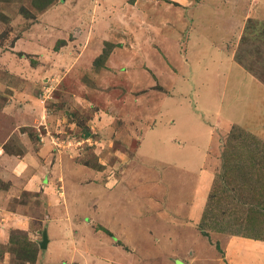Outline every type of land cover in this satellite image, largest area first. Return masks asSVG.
<instances>
[{
	"label": "rangeland",
	"instance_id": "obj_1",
	"mask_svg": "<svg viewBox=\"0 0 264 264\" xmlns=\"http://www.w3.org/2000/svg\"><path fill=\"white\" fill-rule=\"evenodd\" d=\"M94 1L0 0V264H180V159L196 144L214 177L195 226L226 264L227 239L264 237V0H195V70L180 69L188 37L156 34L180 32L192 2L116 0L102 34L64 22ZM175 122L189 142L165 148L172 166L136 157L144 132ZM165 141L147 132L149 150Z\"/></svg>",
	"mask_w": 264,
	"mask_h": 264
},
{
	"label": "crops",
	"instance_id": "obj_2",
	"mask_svg": "<svg viewBox=\"0 0 264 264\" xmlns=\"http://www.w3.org/2000/svg\"><path fill=\"white\" fill-rule=\"evenodd\" d=\"M82 1L84 2L85 0H82ZM178 1L182 2V4L186 6H188L189 3L192 2V7L188 6L187 9H181L180 11V14L183 16L182 18L180 17V32L174 31V30H172L171 32L170 29L168 30L166 27H164L162 29H158L156 34H159L158 36L161 39V41H163L164 45L169 44L170 34H180V37L184 34V36L188 37L184 45L187 48L188 47L191 48V51H189L188 53L189 55H191V57H189V60L191 63L187 64V61H185L184 58L180 57V67H181L180 69L185 70L186 66L189 65L192 69L195 70L198 67V61L192 58V55H193V49H192L193 43L192 42H193L194 34H197L198 32H201V31L193 29L191 27L192 22L190 21L192 20L193 17H198V11H199L200 5H196L195 0H178ZM94 2L95 3L98 2L96 3L97 6H95V4H88L89 2H87L88 4L87 7L88 6L94 7L95 12H93L92 9H88L87 12H83L84 9L83 10L77 9L76 6L74 5L75 8L72 9V12L70 15L65 17L67 21H64V22L68 25H71L72 23L71 21H75V19L80 16L81 20L79 21H84L85 23L84 26H85V30L87 31L86 32L87 34H102V32H100L99 30L103 29V27L108 24L115 25V27H118V24L120 22L117 19L121 18V12H122V10L120 9L121 7H119L121 5V4L119 5L120 1L117 2L116 0H95ZM99 2H102L101 5L99 4ZM58 3H54L53 5H51L44 13H42L39 16L36 25H38L40 29L42 28L41 26L43 24L44 26H46L48 23L49 25L51 23L53 24V21H55V23L57 22L56 21L57 18L53 20V15H54V10L58 7L57 6ZM66 4L67 2L65 3V7L63 8L64 11L66 9ZM50 16H51L52 22H48V19ZM42 19L44 20L41 21ZM90 19H91V22H90ZM162 19H164V17H156L155 22L161 23L160 21H162ZM44 26H43V31L46 30V27L44 28ZM91 26L96 27V29L92 27L93 29L90 31L89 29L91 28ZM48 28L50 29V27ZM41 31L42 29L37 34H42L43 32ZM51 31L52 29H50L48 33ZM182 38L183 37H181L180 39ZM164 51H166L165 54H167L168 51L166 48H164ZM89 53L90 52L86 51V54L85 53L83 54H85L87 57ZM113 62L115 66L117 67L118 63L116 62V60H113ZM10 105L12 104H9L8 106ZM194 113L195 112L191 111L192 115ZM197 115L199 116V114ZM17 121H19V119H17ZM158 124L161 125L162 123H158ZM175 125H176V122L171 125L165 124L163 128V130H166V131L169 130V132H173L175 135H171L170 133H168V135L163 134L162 133L163 130L157 131L159 128L158 125L151 127L146 132H144L142 138L139 141L140 145L138 148H136L137 150L136 157L140 159L142 157V159L145 160V162H152L155 164L158 163L159 165H167V167L172 166L171 163L173 161L166 158L163 154V152L165 151V148L166 149L169 148L170 147L169 145L172 143L171 144L172 147L170 148L176 149L177 146H180L179 144L182 141L184 140L186 141L182 143L189 142V139L181 138L183 137L182 135L180 134L176 135L175 133L176 131H173ZM147 132L148 134L151 133L152 136L154 134L155 135L159 134L163 138L166 139L165 147H162L161 151L159 152L152 151L155 149L152 148L151 142H150V150H149V145L145 142L147 139ZM185 135L189 138L190 133L187 132L185 133ZM172 136H176L177 137V138L175 137L176 140L172 138ZM158 142H160V139H158ZM145 145H148L147 146L148 148L146 151H145V147H146ZM187 150H188V153L195 152L199 158L197 159L196 162L191 159V157L192 158L194 157L193 155L190 157L188 155L187 156L184 155V158L180 159V179L187 184V185L180 184V198L187 196L188 193L192 195L190 201L183 203L182 199L180 200V233L181 231H185V234L183 235L180 234V247L183 246L184 248L180 250V264H211V263L213 264V262L209 259L210 254L212 252L211 250L212 248H208V246L205 247L206 244L205 245L203 244V241L205 242V238H203L200 232H198L195 225H196V222H199L202 218L206 196L211 188L214 173L211 172L210 170L201 169L203 165L205 164V160H207V155H208V153H206L205 148L202 149L199 147V144H196V146L195 145L191 147L188 146ZM180 151H186V149L180 147ZM0 160L1 162H3V160L5 162L9 161L7 160L5 156H2V154H0ZM27 167L29 168V166ZM16 168L17 167H15L14 169L16 170ZM33 169L35 171V168ZM193 181L195 182V184ZM168 214L170 213L168 212ZM185 217H188L192 221L189 222L187 219H185ZM119 230L121 232L119 235L126 237L127 235L125 234L126 230H123V232L121 229ZM128 232H131V231L128 230L126 233ZM191 233L192 235L189 236V234ZM126 238L129 239V237H126ZM194 241L198 242L199 245L196 243L192 244V242ZM207 244L210 245L209 243ZM210 247L212 246L210 245ZM206 250L210 252L209 255H206ZM224 251H225V256L227 260L226 264H264V237L262 239H255V238H248V237H243V236H232L225 241Z\"/></svg>",
	"mask_w": 264,
	"mask_h": 264
},
{
	"label": "water",
	"instance_id": "obj_3",
	"mask_svg": "<svg viewBox=\"0 0 264 264\" xmlns=\"http://www.w3.org/2000/svg\"><path fill=\"white\" fill-rule=\"evenodd\" d=\"M49 243V237L47 233L44 234L43 241L41 242V247L42 248H47Z\"/></svg>",
	"mask_w": 264,
	"mask_h": 264
},
{
	"label": "trees",
	"instance_id": "obj_4",
	"mask_svg": "<svg viewBox=\"0 0 264 264\" xmlns=\"http://www.w3.org/2000/svg\"><path fill=\"white\" fill-rule=\"evenodd\" d=\"M249 22H250V23H252V22H253V20H252V19H250V20H249ZM241 51H242V50H241ZM239 53H240V52H239ZM262 55L264 56V52H263V51H262ZM240 56H241L240 54H237V59H238V61H239V62H241V61H242V60H241V58H240ZM263 59H264V57H263Z\"/></svg>",
	"mask_w": 264,
	"mask_h": 264
},
{
	"label": "bare ground",
	"instance_id": "obj_5",
	"mask_svg": "<svg viewBox=\"0 0 264 264\" xmlns=\"http://www.w3.org/2000/svg\"><path fill=\"white\" fill-rule=\"evenodd\" d=\"M213 92V91H212ZM214 95V94H213ZM211 99H213V96H212V98Z\"/></svg>",
	"mask_w": 264,
	"mask_h": 264
}]
</instances>
